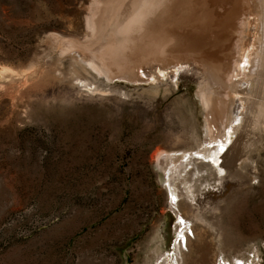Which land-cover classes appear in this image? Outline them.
I'll use <instances>...</instances> for the list:
<instances>
[{
  "label": "rangeland",
  "instance_id": "rangeland-1",
  "mask_svg": "<svg viewBox=\"0 0 264 264\" xmlns=\"http://www.w3.org/2000/svg\"><path fill=\"white\" fill-rule=\"evenodd\" d=\"M102 4L0 0V264H264V72L236 150L237 124L209 143L199 80H106L67 52Z\"/></svg>",
  "mask_w": 264,
  "mask_h": 264
},
{
  "label": "bare ground",
  "instance_id": "bare-ground-1",
  "mask_svg": "<svg viewBox=\"0 0 264 264\" xmlns=\"http://www.w3.org/2000/svg\"><path fill=\"white\" fill-rule=\"evenodd\" d=\"M102 5L94 20L86 18L85 37L69 41L67 52L78 53L80 59L73 58L77 64L106 80L125 75L132 81L145 80L156 69L163 72L177 66L204 86L198 94L209 143L230 142L232 127L244 114L247 120L253 104L263 97L261 91L250 88L264 72V0H103ZM91 29L93 38H88ZM233 131L237 133L235 149L241 136L239 124ZM167 153L157 152L156 162L172 164L179 155ZM188 154L176 163L178 168L187 163ZM174 200L180 207L177 195ZM183 219L177 242L181 258L182 246L190 239L188 231L195 232ZM214 264L226 263L215 259Z\"/></svg>",
  "mask_w": 264,
  "mask_h": 264
},
{
  "label": "snow or ice",
  "instance_id": "snow-or-ice-1",
  "mask_svg": "<svg viewBox=\"0 0 264 264\" xmlns=\"http://www.w3.org/2000/svg\"><path fill=\"white\" fill-rule=\"evenodd\" d=\"M237 264H240V262H239V261H237Z\"/></svg>",
  "mask_w": 264,
  "mask_h": 264
}]
</instances>
